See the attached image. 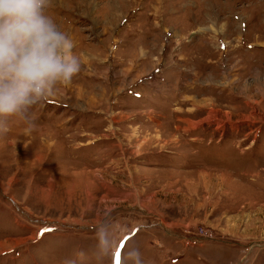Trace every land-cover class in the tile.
Masks as SVG:
<instances>
[{
    "label": "rangeland",
    "instance_id": "obj_1",
    "mask_svg": "<svg viewBox=\"0 0 264 264\" xmlns=\"http://www.w3.org/2000/svg\"><path fill=\"white\" fill-rule=\"evenodd\" d=\"M48 11L86 67L0 127V264H264V0Z\"/></svg>",
    "mask_w": 264,
    "mask_h": 264
},
{
    "label": "clouds",
    "instance_id": "obj_2",
    "mask_svg": "<svg viewBox=\"0 0 264 264\" xmlns=\"http://www.w3.org/2000/svg\"><path fill=\"white\" fill-rule=\"evenodd\" d=\"M49 7L50 0H0V127L10 118L28 120L34 105L83 70L84 54L74 51L75 41Z\"/></svg>",
    "mask_w": 264,
    "mask_h": 264
},
{
    "label": "crops",
    "instance_id": "obj_3",
    "mask_svg": "<svg viewBox=\"0 0 264 264\" xmlns=\"http://www.w3.org/2000/svg\"><path fill=\"white\" fill-rule=\"evenodd\" d=\"M77 48V47H76ZM81 49V48H80ZM81 52H82V49L80 50ZM84 51V50H83ZM98 57H96V59H97ZM102 60L104 59L103 57L101 58ZM96 63H98V62H96ZM95 63V64H96ZM142 63V62H141ZM87 64H90V63H87ZM99 64V63H98ZM91 65V64H90ZM93 66H94V64H93ZM83 67H86V66H83ZM88 67V66H87ZM147 66H146V64H145V66L143 67V69H142V71H141V73H146L147 71H148V69L146 68ZM80 74H82V73H80ZM77 76H79V74H77ZM76 77V76H75ZM75 77H73V79L75 78ZM83 78H88V77H83ZM74 81V80H73ZM86 88V89H85ZM85 88H83L84 90H88V87H85ZM83 89H81L80 90V93H79V95H81V96H83L85 93H84V91H83ZM85 91V92H86ZM260 91V90H259ZM259 94H260V102H261V100H263L264 99V91H260V92H258ZM260 111H262V113L264 114V111L262 110V107L260 106ZM51 140V139H50ZM56 143V141H48L47 142V146L50 148V149H52L53 148V146H54V144ZM39 159H41V157L39 156Z\"/></svg>",
    "mask_w": 264,
    "mask_h": 264
},
{
    "label": "snow or ice",
    "instance_id": "obj_4",
    "mask_svg": "<svg viewBox=\"0 0 264 264\" xmlns=\"http://www.w3.org/2000/svg\"><path fill=\"white\" fill-rule=\"evenodd\" d=\"M118 255V254H117Z\"/></svg>",
    "mask_w": 264,
    "mask_h": 264
}]
</instances>
